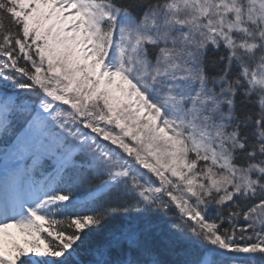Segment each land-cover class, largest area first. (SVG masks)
Segmentation results:
<instances>
[{"label": "snow or ice", "instance_id": "6c2138e0", "mask_svg": "<svg viewBox=\"0 0 264 264\" xmlns=\"http://www.w3.org/2000/svg\"><path fill=\"white\" fill-rule=\"evenodd\" d=\"M0 264H264V0H0Z\"/></svg>", "mask_w": 264, "mask_h": 264}]
</instances>
